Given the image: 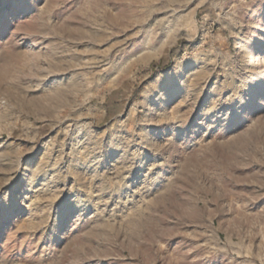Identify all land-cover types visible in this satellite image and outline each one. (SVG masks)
<instances>
[{"label": "rangeland", "instance_id": "obj_1", "mask_svg": "<svg viewBox=\"0 0 264 264\" xmlns=\"http://www.w3.org/2000/svg\"><path fill=\"white\" fill-rule=\"evenodd\" d=\"M0 264H264V0H0Z\"/></svg>", "mask_w": 264, "mask_h": 264}]
</instances>
